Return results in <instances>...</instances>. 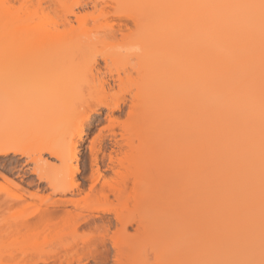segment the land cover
<instances>
[{
	"label": "bare ground",
	"instance_id": "bare-ground-1",
	"mask_svg": "<svg viewBox=\"0 0 264 264\" xmlns=\"http://www.w3.org/2000/svg\"><path fill=\"white\" fill-rule=\"evenodd\" d=\"M26 4L21 0L18 8H33ZM47 4L35 0L34 12L21 8L19 14L9 0H0V76L6 80L0 79V85L14 84L17 97L22 86L31 87L28 107L51 123L73 113H81L82 121L70 131L67 123L64 135L24 151L16 145L27 138L20 134L22 123L14 118L17 111L8 110L6 121H0V163L24 156L33 164L29 172L56 190L59 178L47 172L52 164L42 153L65 163L73 157L82 122L101 107L112 110L128 100L127 121L113 117L118 126L108 129V145L98 139L92 147L99 192L120 200L119 210H101L111 211L122 229L135 225L127 261L152 242L162 250L164 264L211 254L226 264H264V0H190L164 17L117 9L108 19L94 15L103 16L109 7L106 0H96L89 8L91 26L72 13L73 19L55 15L49 29L43 25L34 32L29 24L42 18ZM119 41L120 47L103 50ZM40 76L46 78L41 86L29 85ZM68 93L80 96L63 99ZM48 95L57 100L45 106L41 100ZM67 145L72 146L65 152ZM0 179L1 185H21L12 173L0 171ZM128 182L131 193L125 191ZM27 191L28 197L36 195ZM9 201L0 198V208ZM47 215L39 213L40 218ZM111 223L105 219L94 243L68 248L63 260L108 264L104 233ZM111 247L112 264H118L120 246Z\"/></svg>",
	"mask_w": 264,
	"mask_h": 264
},
{
	"label": "rangeland",
	"instance_id": "rangeland-1",
	"mask_svg": "<svg viewBox=\"0 0 264 264\" xmlns=\"http://www.w3.org/2000/svg\"><path fill=\"white\" fill-rule=\"evenodd\" d=\"M9 1L12 9L13 7L16 8L15 10H18L17 12L20 14L22 7H18L20 6L21 0ZM49 1L52 0H44L45 4ZM95 1L96 0H61V4H51L49 2L44 8L45 16L43 14L41 15L42 18H38L37 20L34 18L35 20L29 25L32 28L34 27V32H38L41 30L38 28L43 27V25H45V28L48 29L51 27V20L49 18L53 19L56 15L66 16L73 19L75 16H73L72 13H75L79 18L88 19L89 22H87L89 26H91L92 19L89 17L91 16V9L89 8L92 2ZM106 1L109 4V7L106 8L105 12H108L109 14L104 13L102 16L97 12L94 15L100 16V18L108 19L112 17L110 13L114 10L125 9L126 11L133 12L135 15L140 17H164L165 15H172L178 12L179 9L190 2V0ZM27 2V6H33V8L29 7L27 10L34 12L35 0H31V2L26 0V3ZM27 10L26 8L23 9V11L28 12ZM53 10L54 13L56 11L55 14L52 12ZM23 11L22 13H24ZM27 14H30V12ZM40 19H42L43 22ZM45 21H48V23ZM35 28L37 30H35ZM122 43L123 41H119L115 46L105 45L103 50L116 49L117 47H120ZM100 64H102V62ZM115 64H118V61H116ZM10 75L11 74L9 73L6 76ZM6 76L4 75L3 78L6 79ZM34 76H32V79L37 77ZM1 77L2 76H0V79ZM42 77L40 76V79L37 78V81H29L30 83L27 82V84L29 83V85H34L38 83L41 86L42 79L43 82L46 81V78ZM11 78H13V76ZM28 80H31V78L29 77V79L22 81ZM1 81H3V79H1ZM11 81L12 80H10V82ZM12 82L14 83V81ZM7 83H2L3 87L6 85L5 89L1 86L2 84L0 85L3 91L7 90L3 94L0 88V91L2 92L0 96V115L4 116V119L1 117L0 121H6L4 114L8 115L9 111H17V113H12L17 114V116L14 115V118L18 119V121L22 123V130L20 131V134L27 137L25 139H21L23 141L16 144L21 150L27 151V148L30 145L44 139H49L48 137H51L52 139L55 137L57 138L58 136L60 137L62 133L64 135V132L68 127L67 123H70L69 127L71 128H69V131L71 129H76L80 125V122L82 121L81 113H73L68 119L63 121H54L55 123L47 121L49 120L47 117H44L40 113L35 114V111L28 107L31 103L29 104L26 102L27 99L25 100V97L27 98L31 87L28 85L21 87L19 85L21 87L20 89V87L17 86L21 91H28L24 93L22 91V93L19 94L21 97L19 95V97H17L16 94H18V92H15L17 91L15 88L13 89L14 84L9 83L10 85L8 84V86ZM12 93H15L14 96L18 99L14 98ZM11 94L13 97L11 98L13 100L9 99V101L12 100L9 102L7 98L10 97ZM79 96L80 95L78 93H68L63 97V99L79 98ZM56 100L57 99L54 96L48 95L41 101L45 102V106H49ZM129 110V102L127 100L118 108L107 110L106 108L101 107L97 112L95 111L90 119L82 122L80 137H78V139L74 137V140L76 139L75 145H67L65 147V152H68L71 146L74 148L73 157H67L65 159V163H61L60 160H57L54 157H49L46 153H42V157L46 158L52 164V167L49 168L47 172L59 178L58 182L54 185L56 190H54L51 186H47L46 183L37 180L35 174L29 172V170H31L30 167H32L33 164L31 162H26L27 159L24 156H15L17 157L16 163H0V171L9 175L12 173V175L15 176L16 181H19L18 183L21 184L20 186L24 189L22 190V188H19L20 186L17 188L12 187L5 182L1 185L3 181L0 179V198L10 200V204L7 207L4 209L0 208V264H67V261L63 260L61 254L72 246L80 247L84 244L94 243L96 239L99 238L98 234L103 232L101 224L107 218L112 221L109 229H107L104 233V241L110 251L108 264H112V243H117L121 249V261L118 264H164L165 257L162 254V250H158V244L152 242H146L141 245V254L134 258L129 256V260L127 261V251L135 242L133 239L135 236V225L132 224L126 229H122L119 227L118 223H116L111 211L104 212L101 210V208L104 207L116 208L119 210L120 200L111 193L108 194L107 198L103 197L101 192H99L101 185L100 183H96L95 178L92 175V169L94 168V165L92 164V152L96 149L95 147L98 144V139L102 140L103 144L108 145V140L105 137L108 133V129L113 128L114 130H117L118 126L117 123H115V119L114 122L112 118L115 117L117 119H121L122 121H127ZM98 132L101 133V137L103 139L100 136V138L97 136ZM1 134L3 136L7 133L5 131H1ZM96 136L97 139L95 138ZM93 146H95V149L92 148ZM108 151L109 149L104 152L105 155ZM99 157H102L101 153L99 154ZM106 163L107 158L104 157L100 163V167L105 168ZM121 171L125 173V175L128 174L127 170L121 169ZM126 177L129 178L128 175ZM27 182H29L30 185H28ZM68 183L76 185L67 187ZM64 185L65 188L63 190L59 189ZM131 187V182H128V186L125 190L126 193H131ZM25 190H30L34 193L36 192V195H34V197H28V195H26L28 191L25 192ZM18 195L22 197L16 201L15 199ZM66 199L76 200L77 203L72 204L70 201H66ZM61 201L66 203H60ZM42 211L47 212L48 215L40 218L39 213ZM44 256L47 257V262L41 261ZM87 261L88 264H94V260L91 258ZM73 264L76 263L73 262ZM181 264L226 263L225 260L217 259L214 254H211L204 255L197 261L181 260Z\"/></svg>",
	"mask_w": 264,
	"mask_h": 264
}]
</instances>
